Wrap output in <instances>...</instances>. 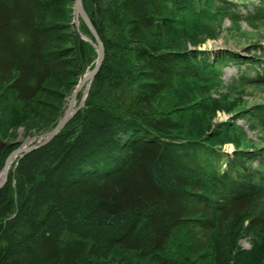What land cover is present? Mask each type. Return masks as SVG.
I'll use <instances>...</instances> for the list:
<instances>
[{"label":"trees","instance_id":"1","mask_svg":"<svg viewBox=\"0 0 264 264\" xmlns=\"http://www.w3.org/2000/svg\"><path fill=\"white\" fill-rule=\"evenodd\" d=\"M81 3L104 56L82 107L9 169L0 188V264L244 263L252 252L237 237L264 235V134L263 144L244 143L235 122L264 133V101L212 128L187 120L212 117L239 88L264 86V58L170 49L159 34L179 14L233 23L256 15L240 16L229 0ZM58 4L66 23L45 20ZM73 7L74 0H0V93L16 112H34L50 79L77 83L94 67L95 40L81 18L75 25ZM229 64L239 73L225 83ZM181 86L203 95L159 103ZM229 142L232 153L223 148ZM16 147L0 145V170ZM115 251L126 255L110 257Z\"/></svg>","mask_w":264,"mask_h":264},{"label":"rangeland","instance_id":"2","mask_svg":"<svg viewBox=\"0 0 264 264\" xmlns=\"http://www.w3.org/2000/svg\"><path fill=\"white\" fill-rule=\"evenodd\" d=\"M229 1L236 4L239 9L238 12L241 13L240 16H256L250 18L249 21L251 22L241 18V20L238 21L239 23H233L230 22L227 17L222 18L220 22H218L219 20H216V18L212 20L199 19V21H191L190 18H186L181 14H179L178 17L177 14H173L171 16L173 18L177 17V23L173 24L169 29L163 27L159 34L160 38L164 39L170 49L179 50V48L187 47L190 49L205 50L211 53L230 50L241 54L249 53L264 58V0ZM255 9L260 12L253 13ZM65 10L66 8L64 5L58 4L44 14L45 20L48 19V21L55 23H66V18L64 17ZM79 18L80 17L74 12L73 21L75 25H78ZM238 73V69L235 65L229 64L222 67V78L225 83L237 77ZM77 83L73 82L71 79H50L45 85L46 90L43 96H41L40 104L36 106L34 112L27 114L16 112L14 104L5 95L0 93V143L9 142L12 143V145L17 144V147H28L37 143L38 140H41L43 134L54 127H51L54 121L56 124L63 116ZM85 88L86 85L79 90L75 97L74 102L76 105L82 100ZM180 89L183 90L180 93L179 91L177 92L178 89L167 90L160 96L161 99H159V103L165 104V102L168 101L173 106L175 103H173L172 100L180 97V99L185 98L184 101H187V104H191L203 95V93L200 92L201 89L197 87L192 89L187 86H181ZM219 91L222 93L226 92L224 90ZM212 96L219 98V95L213 90ZM227 96L228 97H226L215 109L212 117L206 119L188 118L187 121L189 125L199 128L205 125L212 128L213 124L230 119L232 114L238 111V109L264 101V86L254 87L248 85L233 91ZM219 102L220 101L215 100L216 105ZM183 119L185 118L183 117ZM235 123L243 126L247 137H245L244 143L247 142L249 138L254 144H263L262 140H260V137L264 134L262 130L250 131L243 119H237ZM239 142L241 143L242 141ZM223 148L228 153H232L233 150H235V145L229 142L224 144ZM12 164L9 169L12 167ZM236 244H238L241 250H250L252 252L251 255L245 259L244 263L239 264H264V235L256 239L252 235L240 234L237 237ZM173 249H175V246L171 247V253L178 251V248L175 250ZM257 254H261L260 260L255 259L258 260L255 261L253 259ZM125 255L124 253L115 251L110 257L120 258V256ZM253 255L255 256L252 257ZM256 258H258V256Z\"/></svg>","mask_w":264,"mask_h":264},{"label":"water","instance_id":"3","mask_svg":"<svg viewBox=\"0 0 264 264\" xmlns=\"http://www.w3.org/2000/svg\"><path fill=\"white\" fill-rule=\"evenodd\" d=\"M74 12L83 20V22L85 23L86 27L88 28V30L90 31L91 35L93 36L95 43H96V50H97V58H96V62L95 65L92 69L86 71L84 73V75L82 76V78L79 80V82L76 85V88L74 90V92L72 93L69 103H68V107L66 109V111L64 112L63 116L57 121V123L54 125V127L49 130L48 132H46L45 134H43V138L41 140H38L37 143L30 145L28 147H17L14 148L9 155L6 157L5 161H4V165L2 167L3 170V176L0 180V188L6 183L7 181V175H8V167H7V162L9 160V158L16 154V155H21L25 152H28L34 148H38L39 146L45 144L46 142H48L50 139H52L61 128H63V126L67 123V121L76 113V111L83 105L84 103V99L85 96L87 94L89 85L91 80L93 79L94 75L96 74L103 56H104V48H103V44L97 34V32L95 31V29L93 28L90 20L88 19V17L86 16L81 0H74ZM86 85L85 88V92H84V96L82 98V100L80 101L79 105L77 107H75V109H73L71 111V107L72 104L74 103L75 97L77 96L79 90ZM3 143H0V145H2Z\"/></svg>","mask_w":264,"mask_h":264},{"label":"bare ground","instance_id":"4","mask_svg":"<svg viewBox=\"0 0 264 264\" xmlns=\"http://www.w3.org/2000/svg\"><path fill=\"white\" fill-rule=\"evenodd\" d=\"M79 103H80V102H78V104L76 105L75 102H74V103L72 104L71 111H72L73 109H75V107H77V106L79 105ZM16 156H17V155L14 154V155H12V156L9 158V160H8V162H7V167H8V169H9L10 165L12 164V162H14ZM8 175H9V171H8ZM8 175H7V179H8ZM2 176H3V170L1 169V170H0V180H1ZM6 182H7V181H6Z\"/></svg>","mask_w":264,"mask_h":264}]
</instances>
